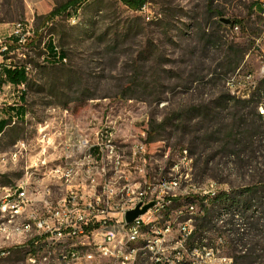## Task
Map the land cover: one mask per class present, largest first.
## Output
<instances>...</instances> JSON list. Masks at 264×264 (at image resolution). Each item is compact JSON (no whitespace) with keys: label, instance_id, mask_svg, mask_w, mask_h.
I'll list each match as a JSON object with an SVG mask.
<instances>
[{"label":"rangeland","instance_id":"1","mask_svg":"<svg viewBox=\"0 0 264 264\" xmlns=\"http://www.w3.org/2000/svg\"><path fill=\"white\" fill-rule=\"evenodd\" d=\"M68 1L0 0V38H7L18 23L27 25L31 34L23 33L29 37L43 34L38 48L20 47L6 55L8 63L27 64L30 81L25 87L27 116L11 118L0 135V188L34 172V185L52 188L57 201L61 186L44 177L47 169L41 162L61 163L65 133L110 126L119 141L131 144L147 140L154 130L153 142H147L148 178L159 186L178 176L181 184L165 192L176 201L170 198L164 211L146 217L156 233L144 232L137 244L140 253L150 252L140 246L146 237L164 256L183 253L182 262L264 264V193L263 202L255 196L246 213H215L206 222L199 218L208 205L201 200L204 192L264 189V118L246 102L258 101L260 111L264 82L241 93L228 85L239 68L255 73L264 61L258 43L264 37V16L254 10L256 4L264 7V0H149L142 10L119 0H89L75 16L63 14L54 26L44 27V17ZM50 37L68 53L67 68L43 60ZM0 59L2 66L5 56ZM20 93L3 89L0 113ZM123 158L130 166L131 157ZM165 224L171 231L160 238ZM185 224L192 230L200 226L191 240L198 246L193 251L180 242ZM37 235L18 242L0 238L8 243L0 251L11 248L9 255H0V264H27L25 253ZM59 253L53 252L47 264H58ZM148 254L141 264L151 259Z\"/></svg>","mask_w":264,"mask_h":264},{"label":"built area","instance_id":"2","mask_svg":"<svg viewBox=\"0 0 264 264\" xmlns=\"http://www.w3.org/2000/svg\"><path fill=\"white\" fill-rule=\"evenodd\" d=\"M144 8L145 6L142 9ZM261 14L264 16V9ZM235 28L238 29L239 27L236 25ZM25 30H27L29 35L31 34L26 24L18 23L8 37L15 36L19 39L20 45H25L29 38V36L23 33ZM8 37L0 38L1 55L4 52H8L9 54L14 52V50H9ZM258 43L264 54V37L259 39ZM56 53L57 58H59V49H57ZM63 62H67V59H63ZM0 69H2L1 64ZM254 80H264V61L255 73H245L239 68L236 74L228 79V85L232 88H238L239 93H241L248 88L250 89L251 83ZM259 110L264 115V106H261ZM92 130H88L85 133H80L78 130H72L65 134L61 132V135L67 136L61 142V163L49 166L46 159L42 160V165L46 166L47 169L44 177L56 183L59 180H66L68 176H75V184H70V195H61L57 203H50L49 197V204L44 206L41 211H35L34 219L30 224H34L38 234L32 244L41 241L44 236L74 234L83 236L86 239L90 234H99V239H103L102 251L92 252L90 249L80 251L77 247L59 248L51 250L49 255L45 256L43 260L26 259L27 264H47L53 258L51 254L57 250L60 251L58 264L135 263L141 251L135 254H125L124 252L112 250L113 239H120V242H125V240H128V237L137 234V231L129 230L127 213L135 210L137 207L143 208L145 205L155 202L154 206L145 214L138 216L133 221L141 223L144 221V216H150L153 210L161 205V201L174 198L172 193H162L161 183L157 186L148 178L147 170L151 157L146 138L138 139L134 143L128 144L119 141L116 130L110 126L94 128ZM105 147L113 148V164H116V176L114 179H107L108 164L105 162ZM95 148H102L101 170L98 173V176H101V185L98 187H85L83 186V179L92 178L91 172H89V162L90 152ZM45 152L46 149L44 148L43 154ZM183 152L182 158L187 160L188 150L184 149ZM121 157H131V165L122 166ZM187 178H189V174ZM176 179L180 178L178 176L172 177L171 182H175ZM119 188H127L129 203H122V199H116V190ZM130 188H138L140 190L139 202H132L130 200ZM42 190L45 189H41L39 186L38 188H30L28 180H24V182H19L16 186L6 188V196L8 194H20V202L11 206L16 207L21 205V200H30L36 192H41ZM213 191L209 190L203 194H211ZM194 208H191L192 211H194ZM47 217H57V224H47ZM121 226H128L126 236H117V229H121ZM105 229H114V237H106ZM0 230H7L6 224H0ZM19 230L26 233V229H22V227ZM170 231L167 230L166 233ZM191 233L192 229L187 224L180 228L179 238L181 245H183V242L186 241ZM162 242L160 241V243ZM5 244L8 243L0 242V245ZM1 250L0 255L6 256L7 251L11 250V248ZM149 251L154 255L159 253L157 249Z\"/></svg>","mask_w":264,"mask_h":264},{"label":"bare ground","instance_id":"3","mask_svg":"<svg viewBox=\"0 0 264 264\" xmlns=\"http://www.w3.org/2000/svg\"><path fill=\"white\" fill-rule=\"evenodd\" d=\"M262 82H264V80H254L252 81L251 86H258ZM101 159L102 148H95L90 152L89 172H91L92 178L83 179V186L98 187L101 185V176H98L99 170H101ZM105 162L106 164H108L107 179H114L116 176V164H113L112 147H105ZM121 164L122 166H126L127 164L123 157H121ZM183 173L184 172H180L179 174L181 175ZM24 180H28V185L30 186V188H38L34 185L35 182H33L34 172H26L25 177L20 180V182H24ZM171 180L172 178L163 181L161 185L163 194H165L166 191H175L180 186L181 179H176L175 182H171ZM56 183L61 186V195H70V184H75V176H68L66 177V180H59ZM12 186H16V184ZM9 187L10 186L0 188V224H6V229L10 230H0V238H7L14 242H18V240L22 237L33 235L34 232H36L37 234V228L34 227V224H30L31 221L34 219L35 211H41L44 206H47L49 204V197L50 203H57V201H54L52 197V188L47 187L41 192H36L32 199L21 200L20 206L11 207L14 206L15 203L20 202V194H8L6 196V188ZM139 198L140 190L138 188H130V200H132V202H139ZM116 199H122V203H129V196H127V188H119L118 190H116ZM171 202V199L161 201V205H159L155 210H153L150 216L155 213H161L167 206L171 204ZM150 216L148 219H150ZM146 217L147 216H144V221L141 223H129V230L137 231V234L128 237V240H125V242H120V239H113L112 250L124 252L125 254H135L139 252L141 248L138 247L137 244L140 242V239L144 236L146 225L151 224L149 221H147ZM47 224H57V217H47ZM20 227H22V229H26V233H23V231L19 230ZM122 227L125 229L124 233L118 231L117 236H126V233H128V226ZM167 230H171L170 224H165L164 227L160 229L161 232L159 237L161 238V234L166 233ZM155 233L156 232L154 231L153 234ZM105 236L114 237V230L107 231L105 229ZM35 238H37V236ZM145 238L144 241L146 242V248H148L149 250L157 249L158 246L155 244L154 240H145ZM160 238L156 240L160 241ZM81 239H85V237L77 236L74 234L44 236L41 241L35 242L34 244L30 245V247L27 246L29 250L25 253L26 259L43 260L45 259V256L49 255L51 250L67 247H77L80 249V251H87L86 249H89L90 246V251L92 252L102 251L103 239H99V234L88 235V238H86L87 242H83L84 240L81 241ZM33 240L34 239H32V241ZM9 254L10 252L7 251L6 256ZM111 263L117 264V262H110V264Z\"/></svg>","mask_w":264,"mask_h":264},{"label":"trees","instance_id":"4","mask_svg":"<svg viewBox=\"0 0 264 264\" xmlns=\"http://www.w3.org/2000/svg\"><path fill=\"white\" fill-rule=\"evenodd\" d=\"M127 7L134 9V10H142V8L146 5V3L149 0H119ZM89 0H70L67 3L61 4L57 6L53 11H51L48 15H46L43 19L42 25L44 27L48 26L50 23H55L58 18H60L61 15L67 14L70 17H73L76 15V13L79 10V8H82L84 4L88 3ZM255 4V3H254ZM259 4H256L254 7V10H256L259 14L262 13L263 7H259ZM87 6V5H86ZM262 15V14H261ZM234 23H238V21H234ZM54 26V24H53ZM35 36L29 37L27 40V44L20 45L18 42L17 37H8V43H9V50L13 51L15 49H19L20 47H33L38 48L39 45L42 43L43 40V34L39 33V31L34 33ZM44 51H43V60L46 63H49L50 66H59L57 68L65 69L67 68V64L63 62L64 58L68 57V53L64 51L63 49H60L59 46L55 43V41L50 37L46 42H44L43 45ZM57 49L60 51V56L57 58ZM9 53L4 52L3 56H5V63L2 66V69L0 70V89L7 83H11L15 86L18 85H28L30 81L29 72H28V66L27 64H15V63H8L6 62V58ZM59 62V63H57ZM246 102L250 103L249 106L252 105L254 113H257V116L259 118H264L263 115L259 111H257L258 101H255L252 99L246 100ZM27 111V92H25L22 95V101L21 104L18 105L16 109V113L24 114ZM11 113V110L9 111ZM11 116H9L6 119L0 120V134L4 131L5 127L9 124L11 121ZM147 142L151 143L154 140V130H151V132L148 133ZM264 189H255V188H246L243 189L237 193H230V192H216L215 194H207L202 197V201L205 204V201L207 202V206L203 205V208L200 213V220L207 221L211 216H213L215 213L225 212V213H231L238 214L239 211L242 213H246L249 209H251L254 205L253 200L258 199L257 201L263 202V194ZM256 196V198H255ZM173 201L177 200L176 198H171ZM239 216V215H238ZM152 224V223H151ZM151 224L146 225L145 232L150 234L151 231L154 233L153 229L150 228ZM200 229V226L198 224L195 225V228L192 230V233L188 236L186 241L184 243L187 244V246L190 248V251H193V248H196L198 246L192 245L191 240L194 238ZM188 241V242H187ZM143 243V244H142ZM140 246L143 247L142 250L146 249V242L142 241L140 243ZM182 246H185L183 244ZM200 248V247H199ZM148 249V248H147ZM188 250V249H187ZM173 252V251H172ZM171 252L170 255L164 256L162 253L153 254L148 251H143L139 254L137 260L133 264H141L142 255L148 254L151 259L144 260L143 264H196V260L182 262L183 253L180 252L178 254L176 251L173 253Z\"/></svg>","mask_w":264,"mask_h":264},{"label":"crops","instance_id":"5","mask_svg":"<svg viewBox=\"0 0 264 264\" xmlns=\"http://www.w3.org/2000/svg\"><path fill=\"white\" fill-rule=\"evenodd\" d=\"M2 57V55L0 54V58ZM0 62H1V59H0ZM1 64V63H0ZM3 66V65H2ZM1 72V71H0ZM25 87H26V85L25 84H22V85H18V86H15V85H13V84H11V83H7V84H5L1 89H0V92L3 90V89H6V88H13L14 89V91H17V93L18 92H21L19 95H18V97L15 99V103L14 104H12V103H9V107H7V106H4V107H2V111L3 112H6V113H0V120H2V119H6V118H8L9 116H11V118L12 119H17V118H21V119H23L24 117H26L27 116V111H26V113H24V114H19V113H16V109H17V107H18V105L19 104H21V101H22V95L25 93ZM14 94V93H13ZM5 107H7V108H5ZM9 109L11 110V113L10 112H8L9 111ZM9 125V124H8ZM8 125L5 127V129H4V131L6 130V128L8 127ZM3 131V132H4ZM2 132V133H3ZM1 135V134H0Z\"/></svg>","mask_w":264,"mask_h":264},{"label":"water","instance_id":"6","mask_svg":"<svg viewBox=\"0 0 264 264\" xmlns=\"http://www.w3.org/2000/svg\"><path fill=\"white\" fill-rule=\"evenodd\" d=\"M221 22L230 24L231 20L228 18H221ZM155 202H151L145 205L143 208L137 207L135 210H131L127 213V221L129 223L133 222L138 216L145 214L151 207H153Z\"/></svg>","mask_w":264,"mask_h":264}]
</instances>
